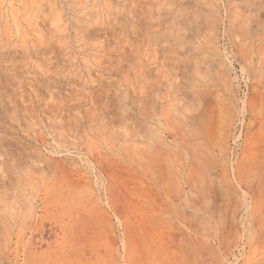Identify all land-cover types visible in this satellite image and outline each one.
<instances>
[{"label": "rangeland", "instance_id": "1", "mask_svg": "<svg viewBox=\"0 0 264 264\" xmlns=\"http://www.w3.org/2000/svg\"><path fill=\"white\" fill-rule=\"evenodd\" d=\"M0 264H264V0H0Z\"/></svg>", "mask_w": 264, "mask_h": 264}]
</instances>
